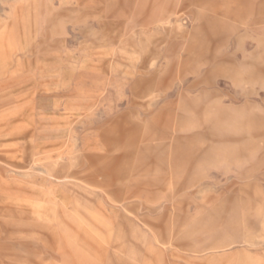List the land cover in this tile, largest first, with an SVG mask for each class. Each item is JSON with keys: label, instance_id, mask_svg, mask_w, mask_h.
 Here are the masks:
<instances>
[{"label": "rangeland", "instance_id": "374dc122", "mask_svg": "<svg viewBox=\"0 0 264 264\" xmlns=\"http://www.w3.org/2000/svg\"><path fill=\"white\" fill-rule=\"evenodd\" d=\"M0 264H264V0H0Z\"/></svg>", "mask_w": 264, "mask_h": 264}, {"label": "crops", "instance_id": "0c3cea01", "mask_svg": "<svg viewBox=\"0 0 264 264\" xmlns=\"http://www.w3.org/2000/svg\"><path fill=\"white\" fill-rule=\"evenodd\" d=\"M249 85H247V87H248Z\"/></svg>", "mask_w": 264, "mask_h": 264}]
</instances>
